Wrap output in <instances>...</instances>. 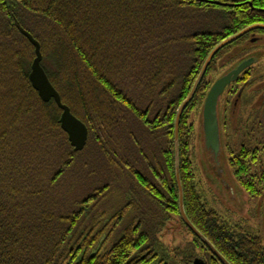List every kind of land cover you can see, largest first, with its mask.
<instances>
[{
    "label": "trees",
    "instance_id": "16d2710c",
    "mask_svg": "<svg viewBox=\"0 0 264 264\" xmlns=\"http://www.w3.org/2000/svg\"><path fill=\"white\" fill-rule=\"evenodd\" d=\"M15 19L55 61L57 73L44 68L89 129L83 151L33 88L35 48ZM263 22L264 0H0V264H223L181 218L175 120L213 49ZM218 54L181 119L185 210L231 264H264L261 239L224 222L195 183L189 118ZM127 133L136 146L117 141ZM254 176L241 179L249 190ZM174 215L194 238L181 262L160 238Z\"/></svg>",
    "mask_w": 264,
    "mask_h": 264
},
{
    "label": "flooded vegetation",
    "instance_id": "af4514ba",
    "mask_svg": "<svg viewBox=\"0 0 264 264\" xmlns=\"http://www.w3.org/2000/svg\"><path fill=\"white\" fill-rule=\"evenodd\" d=\"M258 24L264 25V22ZM224 49L213 63L212 71H217L219 77L212 82L209 91L217 80L252 60L219 97L221 152L217 161L211 152L204 154L221 188L230 192L236 188V182L250 178L251 170H258L254 177L264 181V29L252 30ZM226 52H234L233 58L217 66Z\"/></svg>",
    "mask_w": 264,
    "mask_h": 264
},
{
    "label": "rangeland",
    "instance_id": "374dc122",
    "mask_svg": "<svg viewBox=\"0 0 264 264\" xmlns=\"http://www.w3.org/2000/svg\"><path fill=\"white\" fill-rule=\"evenodd\" d=\"M233 56L234 52L224 53L217 62V66L229 61L233 58ZM43 66L47 68L49 72L57 73V65L53 59H45ZM218 77V72L212 71L208 79L209 83L211 84ZM57 78L58 76H56V80L59 82ZM76 109L79 112L84 113V109H82V107H77ZM189 120V127L192 128V130H190L192 147L190 158L196 171L195 183L203 202L209 209L218 212L224 222L228 223L238 231H242L250 236L259 237L264 245V187L262 185L259 186L260 180L254 179L252 181L256 184V189L251 188L249 190L246 188L244 186L246 181L244 180H240V182L235 181L237 186L230 192H226L223 188H221V184H219L213 168L208 166L204 158V154H206L207 150L205 148L203 133V101L192 110ZM127 135L129 138L125 134L123 139L117 138V141L121 143L122 147L124 145L127 147L128 144L136 146V141L132 138V134L127 133ZM251 172L252 173L249 174L250 176L254 173H258V170H251ZM256 190H258L259 193L253 194L252 192H256ZM126 197L130 198L131 195H126ZM124 198L125 196L122 194L121 196L116 195L112 198L110 205L112 207H118L124 202L122 201L120 203V201L122 199L124 200ZM133 215L134 213L130 216ZM118 227H120V225H118ZM160 238L163 243L162 248L169 250L170 257L177 259L178 262H181V259L177 256L176 252H183V250L187 249L189 243L194 241L193 236L182 225L177 215L172 216L171 220L167 222V226L160 235ZM103 243V247H112V242L110 241H103ZM199 248L197 249V253L204 258H209L208 254Z\"/></svg>",
    "mask_w": 264,
    "mask_h": 264
},
{
    "label": "water",
    "instance_id": "95a60500",
    "mask_svg": "<svg viewBox=\"0 0 264 264\" xmlns=\"http://www.w3.org/2000/svg\"><path fill=\"white\" fill-rule=\"evenodd\" d=\"M14 25L20 31V33L25 36L30 43L35 48V58L31 65V73H30V81L32 83L33 88L38 92L40 98L43 102L49 103L54 100L57 106L62 110V115L60 118V123L62 129L68 134L69 141L71 146L74 148L75 152H81L85 149L89 140V129L87 125L75 116L71 110V108L63 103L62 97L59 91L55 88L53 83L51 82L44 66V55L42 52L41 43L35 39V37L24 29L21 23L15 19ZM256 29H264L263 24L253 25L248 27L238 34H235L222 43H220L217 47L213 49V51L209 54L201 73L198 79L195 82V85L187 97V99L181 104L178 109L176 120H175V143H176V173H177V182L179 187V196H180V215L183 219L185 225L200 238L212 251V253L223 263V264H231L227 259L217 250V248L211 243L209 239H207L191 222L189 219L187 212L185 210V197H184V189L181 181V165H180V124L182 116L193 100L200 83L202 82L204 76L207 73L209 66L211 65L215 56L226 46L233 44L238 41L242 37H244L247 33ZM252 64V60H248L243 62L239 67L224 77L220 78L215 82L212 86L211 90L208 93L206 98L204 108H203V131L205 137V146L208 152H211L213 157L218 159V156L221 152V143H220V134H219V122H218V101L219 97L225 90L226 86L230 84L232 81H235L239 74L243 72L247 67ZM217 161V160H216ZM194 264H205L202 260L196 259Z\"/></svg>",
    "mask_w": 264,
    "mask_h": 264
}]
</instances>
